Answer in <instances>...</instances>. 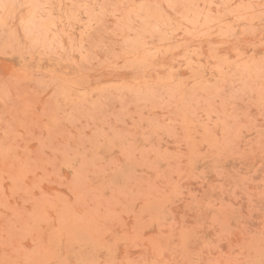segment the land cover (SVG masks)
Listing matches in <instances>:
<instances>
[{
  "label": "rangeland",
  "instance_id": "374dc122",
  "mask_svg": "<svg viewBox=\"0 0 264 264\" xmlns=\"http://www.w3.org/2000/svg\"><path fill=\"white\" fill-rule=\"evenodd\" d=\"M0 264H264V0H0Z\"/></svg>",
  "mask_w": 264,
  "mask_h": 264
}]
</instances>
